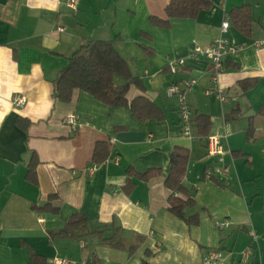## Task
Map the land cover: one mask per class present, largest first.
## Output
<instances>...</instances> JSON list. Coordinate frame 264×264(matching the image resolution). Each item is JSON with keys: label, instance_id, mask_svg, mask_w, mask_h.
Masks as SVG:
<instances>
[{"label": "crops", "instance_id": "0c3cea01", "mask_svg": "<svg viewBox=\"0 0 264 264\" xmlns=\"http://www.w3.org/2000/svg\"><path fill=\"white\" fill-rule=\"evenodd\" d=\"M170 1L79 0L73 10L67 0H0V264H30L33 252L47 264H87L93 255L97 264H201L214 249L224 254L220 264H264V0H212L196 18L169 19ZM242 5L251 8L250 35L230 18ZM65 15L74 17L72 27ZM152 17L169 23L156 25ZM221 35L242 47L225 57L219 78L225 102L205 94L212 63L196 54ZM97 40L112 43L141 81L143 88L130 87L129 100L149 98L161 118L138 120L130 107L109 106L86 91L75 90L70 102L54 97V81L69 57L87 53ZM172 62L179 63L176 73ZM190 79L197 80L187 95L192 138L182 133L178 97L166 93L170 84ZM244 80L251 81L248 88L240 85ZM17 96L26 97L23 106L15 105ZM71 114L80 120L76 129L65 121ZM198 115L209 118L205 133ZM211 135L222 141L224 154H209ZM99 141L112 148L95 164ZM177 147L190 152L184 185L195 205L185 216L197 215V224L168 208L173 192L166 179ZM34 155L36 181L28 178ZM150 169L161 173L137 176ZM129 170L134 186L128 193ZM49 201L57 212L35 209ZM75 213L94 226L122 227L128 243L136 234L144 242L131 254L96 237L54 236ZM216 220L230 225L218 229Z\"/></svg>", "mask_w": 264, "mask_h": 264}, {"label": "trees", "instance_id": "16d2710c", "mask_svg": "<svg viewBox=\"0 0 264 264\" xmlns=\"http://www.w3.org/2000/svg\"><path fill=\"white\" fill-rule=\"evenodd\" d=\"M213 4L212 0H171L166 7L168 18H196L201 10L209 9ZM232 23L244 34L250 35L253 17L251 8L248 5L237 6L230 12ZM152 22L156 25H168V20H160L152 17ZM122 79L118 88L117 79ZM54 97L63 102H70L75 90L86 91L93 95L99 101L112 107H130L135 118L138 120H148L161 118L163 116L161 108L152 100L145 96H138L129 100L127 94L132 85L143 88L141 81L135 78L129 69L127 61L119 54L112 43L103 40H97L89 46L87 53L75 52L69 57L68 64L59 71L55 79ZM243 88H248L251 81L244 80L240 82ZM234 110L230 117L238 113ZM198 128L201 133H205L209 118L205 115H198ZM112 145L107 141L97 142L93 162L95 164L104 163L110 155ZM190 159V152L183 147L175 148L171 161L170 173L166 179L167 187L173 192L169 199L171 212L186 219L189 224H197L198 216H185V209L195 205L192 193L184 185L187 167ZM39 163L34 155L29 163L28 178L36 181V168ZM129 180L125 185L129 193L134 183L130 179L132 171L129 170ZM161 173L159 169H150L144 174H137L141 179L149 178ZM182 193L188 198L182 199L175 197V193ZM54 198V196H51ZM39 212H57L50 201L43 206L35 207ZM106 231L111 234L106 236ZM54 236L73 238L83 241L88 237H96L102 244L114 249L127 250L133 254L144 242V236L136 234L133 240L128 243L124 235V229L119 226H94L89 219L82 213H75L64 224V226L53 233ZM98 259L93 255L87 264H97ZM30 264H47L45 256L33 252ZM143 264H149L144 260Z\"/></svg>", "mask_w": 264, "mask_h": 264}, {"label": "built area", "instance_id": "2783aa9c", "mask_svg": "<svg viewBox=\"0 0 264 264\" xmlns=\"http://www.w3.org/2000/svg\"><path fill=\"white\" fill-rule=\"evenodd\" d=\"M79 0H67V5L73 10H77ZM230 21L229 16H226L223 24L222 31L226 32L229 28ZM61 31L64 30L63 27L60 28ZM263 43L260 41L256 42L257 46L262 45ZM242 47H237L232 45L228 39H226L223 35L216 38L209 46L202 48H196V54L207 57L212 63L211 70V86L207 87L205 90L206 95H215L220 101L225 102L227 100V96L225 94V90L220 85V75L226 70L225 65V57L228 54H236L238 50ZM170 70L173 73H176L179 67V63L172 62L169 65ZM197 84V80L190 79L184 80L182 82H174L170 84L166 88V93L169 97L177 96L179 103V114L182 124V133L184 136L192 138V109L187 100V95L192 92ZM15 105L23 106L26 102V97L17 96L15 97ZM67 124L76 129L80 125L79 118L74 115H68L65 118ZM208 152L210 155H222L224 154V146L219 137L215 135H211L208 137ZM118 163V159H116ZM96 169V166H93L90 169V173L92 174ZM215 225L218 229L226 228L230 225L228 220H216ZM253 236L255 234L253 233ZM245 259H248L249 253L248 251L244 253ZM224 254L219 249L210 250L202 259L201 264H220L223 260ZM69 261L65 259H56V264H67Z\"/></svg>", "mask_w": 264, "mask_h": 264}, {"label": "water", "instance_id": "95a60500", "mask_svg": "<svg viewBox=\"0 0 264 264\" xmlns=\"http://www.w3.org/2000/svg\"><path fill=\"white\" fill-rule=\"evenodd\" d=\"M73 20H74V17H73L72 15H65V16L63 17V21H64L65 24L68 25L69 27H72V26H73V24H72Z\"/></svg>", "mask_w": 264, "mask_h": 264}, {"label": "rangeland", "instance_id": "374dc122", "mask_svg": "<svg viewBox=\"0 0 264 264\" xmlns=\"http://www.w3.org/2000/svg\"><path fill=\"white\" fill-rule=\"evenodd\" d=\"M121 83H122V79L118 78L116 82V86L119 88Z\"/></svg>", "mask_w": 264, "mask_h": 264}]
</instances>
